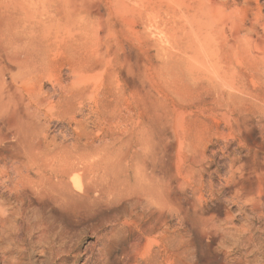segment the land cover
Instances as JSON below:
<instances>
[{"label": "rangeland", "instance_id": "obj_1", "mask_svg": "<svg viewBox=\"0 0 264 264\" xmlns=\"http://www.w3.org/2000/svg\"><path fill=\"white\" fill-rule=\"evenodd\" d=\"M77 1L74 6L84 8L78 17H87L88 23L96 22L98 11L110 20L100 42L87 46L89 55L101 50L104 66L88 69L90 91L82 107L45 81L41 90L51 105L41 108L37 123L24 124L26 138L45 143L44 154L51 160L77 164L81 153L84 158V168L75 165L70 175L79 198L67 210L57 207L64 220L61 214L54 217L58 229L67 226L77 248L65 264H97L96 225L103 226L104 240L115 233L111 247L118 258L123 246L148 240L153 264H247L242 248H225L219 233L205 223L230 213L232 226L242 227L240 207L231 198L241 171L235 182L232 175L239 166L264 161V35L255 34L250 47L238 43V48L228 32L224 37L232 48L223 36L216 37L210 54H200L186 49L180 36L184 29H176L183 23L176 20L182 15L179 0H166L171 5L165 0H114L115 5L113 0H82L83 7ZM261 4L264 13V0ZM6 11H0V28L16 32L15 13ZM61 51L51 58L63 61ZM62 79L65 84L75 80L67 69ZM5 101L10 102L6 95ZM80 187L84 191L78 192ZM45 202L41 198L35 207ZM256 226L264 227V221ZM1 249L0 264H7L10 255ZM42 251L33 248L26 264H51Z\"/></svg>", "mask_w": 264, "mask_h": 264}, {"label": "bare ground", "instance_id": "obj_2", "mask_svg": "<svg viewBox=\"0 0 264 264\" xmlns=\"http://www.w3.org/2000/svg\"><path fill=\"white\" fill-rule=\"evenodd\" d=\"M68 1L60 0L59 2L58 0L57 4L52 3V0L48 2L47 0H4L0 2V11L4 9L13 11L17 19V24L14 18L15 23L5 22L17 25L15 26L16 32L11 33L14 28L8 24L11 32L0 28V87H2L0 90V187L3 189L0 193V248L10 255L7 264L30 262V253L33 248L37 247L43 249L42 252L48 256L51 264L55 262L65 264L67 258L77 252L76 246L71 241L69 230L66 229L67 226L64 228L60 225L62 228L58 229L56 224L58 220L56 221L54 217L61 214L58 213L57 207L63 206L67 210L72 200L75 197L79 198V194L75 193L72 188L70 175L75 165L81 169L84 168L83 155L81 153L76 160L77 164L67 158L60 159L59 157L51 160L52 155L49 157L44 154L42 147L45 143L40 145L41 140L32 142L26 138L27 133L24 126L25 123H37L40 119L41 108L51 105L41 90V85L45 81L53 82L60 89L61 94L74 98L77 105L81 104L82 107L89 90L91 76L88 75V69L104 66V60L100 58L101 50L97 49L89 55L87 46L94 41L100 42L102 34L112 26L110 20L104 19L98 13L99 11L93 8L95 13H98L94 14L95 18H93L96 22L88 23L87 17H78L83 14L81 11L84 8L78 10L75 7L77 4L74 6L75 3L72 2L74 0L71 1L72 4ZM170 1L166 2L171 5ZM179 1L181 3H178L180 5L178 9L182 4V10L179 9L182 17L179 13L178 16L181 19L177 17L176 20H180V23L183 20L181 26L179 24L183 27L177 26L176 29L178 31L184 29L180 36L182 35L185 43L181 42L180 45L183 43L186 49H192L188 51L208 53L207 50L215 38L219 37L220 40L228 32L231 33L230 41L233 38V41L237 42V47L238 43L250 47L254 43L255 34L264 35V13L261 0ZM172 4L176 7L177 3ZM88 7L92 9L91 6ZM116 8L120 7L116 6ZM87 10L92 13L89 8ZM110 11L113 12L112 9ZM110 11L108 12L111 14ZM169 11L172 12L171 9ZM4 14L1 15L4 16ZM11 15L13 14L10 13L8 17H13ZM1 19L2 16L0 21ZM156 25L158 27V24ZM163 25L159 27L163 28ZM0 27L3 28V24ZM172 32L176 33L173 29ZM173 33L170 36H173ZM173 37L170 39L168 37V40ZM182 39L179 41H183ZM225 39L228 41L227 38ZM177 43L176 47L179 45ZM60 50L65 59L59 62L53 60L51 55L53 57V54ZM212 53L214 55V52ZM93 57L97 61L96 64L91 63ZM209 58L207 56V59ZM64 69H67L75 79L71 83H64L62 79ZM8 79L10 83H7ZM5 95L10 102L6 103ZM12 103L14 107H11ZM69 105L73 107L72 103ZM35 133L38 134L37 131ZM240 171L242 179L236 176ZM248 174L249 177L245 179V175ZM237 177L240 181L236 182L234 195L231 198L232 203L239 205L244 224L239 228L232 226V216L229 213L224 220L211 219L205 223V226L210 231L220 234H218L220 240L219 238L217 240L225 248L227 246L228 248L229 246L242 248L248 258L246 259L247 264H264V227L256 226L258 221H264V161L252 168L247 164L239 166L233 172L231 180L235 182ZM82 191H84L83 187L78 188V192ZM41 198L46 200L45 204L41 203V205L38 204L39 207H35L37 205L35 202ZM53 219L55 221H52ZM102 227V225L94 227L97 240L101 242L97 264H153L150 260L151 250L148 240L146 242L141 240L135 245L123 246L119 253L121 258H118V253L111 247L115 233L112 237L106 235L108 239L104 240L100 236ZM19 237H21V240L18 239L20 242L16 240ZM17 244L19 245L16 247ZM78 258H80L79 254L73 256L74 262H77Z\"/></svg>", "mask_w": 264, "mask_h": 264}]
</instances>
